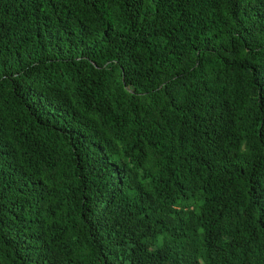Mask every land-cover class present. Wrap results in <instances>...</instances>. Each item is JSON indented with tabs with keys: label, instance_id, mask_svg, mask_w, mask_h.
<instances>
[{
	"label": "trees",
	"instance_id": "1",
	"mask_svg": "<svg viewBox=\"0 0 264 264\" xmlns=\"http://www.w3.org/2000/svg\"><path fill=\"white\" fill-rule=\"evenodd\" d=\"M0 264H264V0H0Z\"/></svg>",
	"mask_w": 264,
	"mask_h": 264
}]
</instances>
